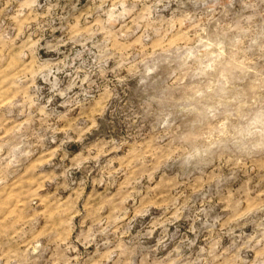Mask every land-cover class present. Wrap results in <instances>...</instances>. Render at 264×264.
<instances>
[{
	"label": "rangeland",
	"instance_id": "1",
	"mask_svg": "<svg viewBox=\"0 0 264 264\" xmlns=\"http://www.w3.org/2000/svg\"><path fill=\"white\" fill-rule=\"evenodd\" d=\"M0 264H264V0H0Z\"/></svg>",
	"mask_w": 264,
	"mask_h": 264
}]
</instances>
